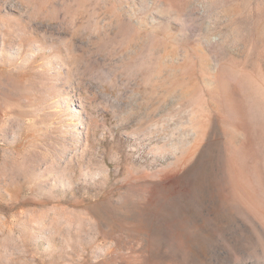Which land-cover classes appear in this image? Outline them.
Returning a JSON list of instances; mask_svg holds the SVG:
<instances>
[{
  "label": "rangeland",
  "instance_id": "1",
  "mask_svg": "<svg viewBox=\"0 0 264 264\" xmlns=\"http://www.w3.org/2000/svg\"><path fill=\"white\" fill-rule=\"evenodd\" d=\"M0 264H264V0H0Z\"/></svg>",
  "mask_w": 264,
  "mask_h": 264
}]
</instances>
